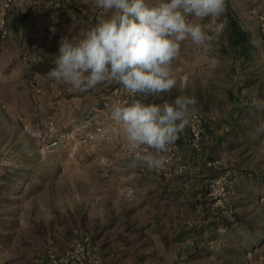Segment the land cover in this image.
Listing matches in <instances>:
<instances>
[{"label":"rangeland","instance_id":"rangeland-1","mask_svg":"<svg viewBox=\"0 0 264 264\" xmlns=\"http://www.w3.org/2000/svg\"><path fill=\"white\" fill-rule=\"evenodd\" d=\"M225 3L210 50L184 42L176 86L137 97L197 101L157 171L129 168L121 85L46 75L94 0H0V264H264V0Z\"/></svg>","mask_w":264,"mask_h":264},{"label":"clouds","instance_id":"clouds-1","mask_svg":"<svg viewBox=\"0 0 264 264\" xmlns=\"http://www.w3.org/2000/svg\"><path fill=\"white\" fill-rule=\"evenodd\" d=\"M94 4L101 10L95 26L82 38L62 37L55 67L46 75L82 92L104 83L121 85L131 99L113 102L110 119L132 154L129 168L163 170L168 163L165 154L189 125L197 101L182 95L171 102L144 103L137 97H155L176 86L172 65L184 42L210 50L213 36L202 22L221 18L225 0H94Z\"/></svg>","mask_w":264,"mask_h":264},{"label":"built area","instance_id":"built-area-1","mask_svg":"<svg viewBox=\"0 0 264 264\" xmlns=\"http://www.w3.org/2000/svg\"><path fill=\"white\" fill-rule=\"evenodd\" d=\"M195 135V134H194ZM196 136V135H195ZM55 145H57V141H55V140H53V141H50V142H47V143H43V147L45 148V147H47V148H50V147H53V146H55Z\"/></svg>","mask_w":264,"mask_h":264}]
</instances>
